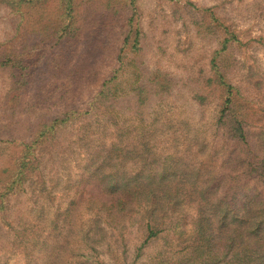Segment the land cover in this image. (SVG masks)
I'll return each instance as SVG.
<instances>
[{
	"label": "rangeland",
	"instance_id": "obj_1",
	"mask_svg": "<svg viewBox=\"0 0 264 264\" xmlns=\"http://www.w3.org/2000/svg\"><path fill=\"white\" fill-rule=\"evenodd\" d=\"M37 2V13L61 17L59 3ZM19 8L25 14V5ZM72 10L79 26L75 45L52 67L44 36L18 24L0 0V55L25 50L30 61V51L41 48L34 50L41 57L32 61L30 76L27 71V86L16 91L12 69L0 62V176L27 145L40 159L21 187L6 190L0 181V264H176L180 246L172 231L144 243L141 224L97 215L96 205L79 201L75 182L88 174L92 156L131 146L120 143L121 132L131 139L137 128L153 130L156 155L216 162L203 153L221 146L215 121L221 94L204 90L203 82L213 65L222 71L228 64L223 73L241 98L255 102V119L263 114L264 0H73ZM135 28L140 43L123 46ZM138 66L144 84L161 74L171 88L155 92L150 86L151 92L139 94ZM110 76L112 83L103 85Z\"/></svg>",
	"mask_w": 264,
	"mask_h": 264
},
{
	"label": "trees",
	"instance_id": "obj_2",
	"mask_svg": "<svg viewBox=\"0 0 264 264\" xmlns=\"http://www.w3.org/2000/svg\"><path fill=\"white\" fill-rule=\"evenodd\" d=\"M37 1L5 0V3L18 24L26 22L44 36L45 43H49L45 46L49 47L45 61L55 66L61 62L59 57L63 52L68 54L73 49L72 39L79 31L72 10L73 0H53L62 11L56 21L37 13L33 7ZM23 5L25 14L19 8ZM131 33L132 36L124 37L123 46L137 47L140 43L139 30L135 28ZM228 41L229 38H224L221 50H225ZM18 44L26 48L25 40ZM34 50L40 52L41 48L30 51V61L25 58V50L14 55L15 59L8 52L0 55V62L12 69L15 91L27 86L30 78L27 71L30 76L32 61L41 57ZM57 50L61 52L56 53ZM227 68L228 64H224L221 71L213 65L214 73L203 82L204 90L208 87L221 94L215 114L216 131L223 138L221 146L207 148L203 153L216 162L204 166L202 160L190 163L189 155L173 152L156 155L152 149L156 147L153 130L137 128L131 139L123 138L129 135L121 132L120 143L131 146L115 148L112 143L110 147L114 149L92 156L86 165L88 174L75 182V189H81L79 201L96 205L97 215L115 216L121 225L141 224L146 232L144 243L163 231H172L180 246L176 264H264V111L255 119L252 109L255 102L241 98L239 89L223 73ZM142 69L137 67V77L142 79L137 86L139 94L151 92L150 86L157 89L155 92L171 88L170 80L161 74L144 84ZM111 77L103 85L111 84L114 76ZM110 93L114 95L115 91ZM98 94L104 95V88ZM257 110L261 112L260 108ZM187 144L184 151L189 154L192 146ZM32 148L27 145L22 155L1 170L0 181L5 183L6 190L13 185L21 187L25 182L21 180L27 179L29 170L39 167L40 159H34ZM159 263L168 262L161 259Z\"/></svg>",
	"mask_w": 264,
	"mask_h": 264
}]
</instances>
